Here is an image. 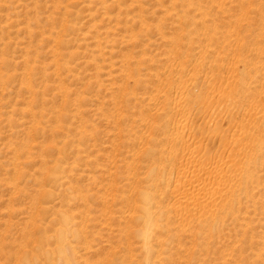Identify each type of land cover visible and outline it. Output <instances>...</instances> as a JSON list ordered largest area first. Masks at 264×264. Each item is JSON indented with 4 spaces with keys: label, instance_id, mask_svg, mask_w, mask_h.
<instances>
[{
    "label": "rangeland",
    "instance_id": "obj_1",
    "mask_svg": "<svg viewBox=\"0 0 264 264\" xmlns=\"http://www.w3.org/2000/svg\"><path fill=\"white\" fill-rule=\"evenodd\" d=\"M263 135L264 0H0V264H264Z\"/></svg>",
    "mask_w": 264,
    "mask_h": 264
},
{
    "label": "bare ground",
    "instance_id": "obj_2",
    "mask_svg": "<svg viewBox=\"0 0 264 264\" xmlns=\"http://www.w3.org/2000/svg\"><path fill=\"white\" fill-rule=\"evenodd\" d=\"M190 5V4H189ZM182 14V13H181ZM182 18V17H181ZM201 18V17H200ZM191 21V20H190ZM203 25V24H202ZM183 32V29H182V31H181V33ZM180 33V34H181ZM179 34V35H180ZM188 34V33H187ZM182 35V34H181ZM190 35V34H189ZM188 35V36H189ZM177 36V35H176ZM185 38H186V36H185ZM149 59V58H148ZM59 66V65H58ZM262 137V136H261ZM263 137H264V135H263ZM262 137V138H263ZM262 140H264V139H262ZM263 143V142H262ZM153 170V169H152ZM247 170V169H246ZM249 171H251L250 170V168H249ZM248 171V172H249ZM151 172H153V171H151ZM151 172H150V174H151ZM245 172H247V171H245ZM245 172H244V174H245ZM153 174V173H152ZM248 174V173H247ZM252 173H250V175H251ZM249 177V176H248ZM248 177H247V179H248ZM251 177H252V175H251ZM148 179V178H147ZM139 200V199H138ZM136 203H138L137 201H136ZM136 205V204H135ZM135 205H134V207H135ZM137 207H138V209L143 213V218H144V225H143V227H141V230H139L138 231V233L141 235V237L143 238V247H144V250H145V252H150V250H151V247H150V245H149V242H148V237H149V233H150V230L154 227V226H158V224L153 220L154 218H152V213H151V211H150V196H149V194H147V193H144L143 195H142V197H141V200H140V202L137 204ZM135 210V209H134ZM138 211V210H137ZM152 212H155V211H152ZM161 212V211H160ZM136 213V212H135ZM134 214V213H133ZM139 214V213H138ZM161 214V213H160ZM154 215V214H153ZM159 215V214H158ZM157 215V216H158ZM69 220V219H68ZM57 227V226H56ZM139 228V227H138ZM63 233H64V231H63V229H60V230H58L57 231V239L59 240V242H62L63 241ZM139 238V237H138ZM141 242H142V240H141ZM160 242V241H159ZM69 248V247H68ZM50 255V254H49ZM61 258H62V256H60ZM60 257H58V258H60ZM57 258V259H58ZM148 258V257H147ZM147 260V259H146ZM61 261V260H60ZM57 262V261H56ZM24 264H26V263H24ZM147 264H150V262H147Z\"/></svg>",
    "mask_w": 264,
    "mask_h": 264
}]
</instances>
